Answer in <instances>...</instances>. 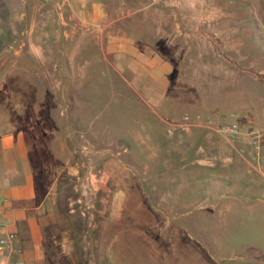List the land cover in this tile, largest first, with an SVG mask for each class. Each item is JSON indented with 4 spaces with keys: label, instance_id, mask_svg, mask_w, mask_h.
Wrapping results in <instances>:
<instances>
[{
    "label": "rangeland",
    "instance_id": "obj_1",
    "mask_svg": "<svg viewBox=\"0 0 264 264\" xmlns=\"http://www.w3.org/2000/svg\"><path fill=\"white\" fill-rule=\"evenodd\" d=\"M93 1L101 2L104 19L91 21ZM160 19L174 38L172 43L163 41L172 66L163 109L150 110L125 79L113 74V82L108 81L101 72L97 88L88 90L93 92L90 104L80 105L85 113L79 116L70 101L61 108L55 105L64 94L70 99L78 91L56 85L72 74L61 71L68 63L76 64L78 41L101 32L140 33L145 27L154 41ZM240 37L245 49L254 50L248 63L258 59L257 69L221 53L235 49ZM102 62L98 64L104 66ZM14 63L19 66L13 70ZM39 65L50 66V71L41 72ZM237 66L245 68L237 74ZM263 66L264 0H0V83H52L45 90L20 92L52 102L45 107L54 109L53 128L59 127V109L67 113L61 178L69 182L67 196L82 194L76 211L68 212L65 201L53 218L55 242L45 245L39 264L264 260V206L243 205L238 197L248 192L214 182L216 171L193 162L195 146L229 142L222 135L207 139L204 126L167 127L160 120V115L166 120L199 114L215 121L235 120L264 133ZM237 101H243V112L237 110ZM64 123L62 118V131ZM92 230L94 236L99 231L98 247L91 246Z\"/></svg>",
    "mask_w": 264,
    "mask_h": 264
},
{
    "label": "crops",
    "instance_id": "obj_2",
    "mask_svg": "<svg viewBox=\"0 0 264 264\" xmlns=\"http://www.w3.org/2000/svg\"><path fill=\"white\" fill-rule=\"evenodd\" d=\"M91 6V21L104 19L101 2L93 1ZM159 24L157 28L159 31H156L154 41L147 34L146 27L140 33L101 32L92 35L89 40L83 38L78 41L74 51L78 58L76 64L68 63L61 71L72 74L66 80L61 77L56 84L61 89L73 87L78 91L70 99L67 94H64L59 101L55 102V105L61 108L62 104L67 106L70 101L78 107L79 116L85 113L84 110L79 109L80 105L90 104L93 92L88 90L97 88L95 83L98 82V74L101 72L103 75L107 74L105 76L108 81L113 82V74L125 79L150 110L157 112L155 106L163 109L166 92L171 84L169 75L172 71L171 63L163 52V41L172 43L174 38L166 33L162 19L159 20ZM235 37L238 38V35ZM239 41L235 49L225 48L223 51L227 53H221L235 57L240 64H247L249 56L254 55V50L244 48L243 38ZM89 45L91 48L88 47ZM228 51L234 53L229 54ZM32 55L35 58L41 54ZM99 61H103L105 65L100 66ZM258 64V59H252L246 68L257 69V66L260 67ZM18 66L14 63L11 69L14 70ZM38 68L43 73L50 71L48 65H39ZM243 68L245 67L237 66V74L241 73ZM72 79H75L73 86ZM52 87L51 82L45 81L27 82L26 86L18 81L9 83L2 80L0 83V203L3 198H7L4 204V218L17 233L14 244L19 249L17 255L24 260L23 264H39L45 253V245L47 246L48 242H55L56 233L51 227L53 218L59 215V210L62 209L65 201H68V212L76 211V201L82 195L81 192H76L72 197L67 196L65 186L67 187L69 182L61 178L63 167L61 168L59 164L61 159L59 154L67 148L69 134L67 113H65V119L64 111L59 109V122L56 123L59 127L53 128L54 109L45 107V104L51 105L52 102L45 103L47 101L45 97H30L20 92L21 88H44L45 90ZM235 105L237 110L241 108L243 112V101L241 103L237 101ZM45 114L48 115V119L45 118ZM62 118L65 120L64 131L61 130ZM160 120L164 125L167 118L164 120L160 115ZM168 126L170 127L167 123ZM202 128L206 130L207 139H210L212 134L222 135L229 143L217 147L195 146L192 152H195L197 156L193 162L195 161L194 163L198 166H205L216 171L217 176L214 182L224 184L231 191L248 192V195L238 197H242L243 205L264 206V174L257 169L256 160L249 145L241 139L229 137L207 126ZM192 129L195 127L192 126ZM93 134L90 133L92 136ZM95 140H92L93 144ZM174 148L178 152H184L185 149L178 146ZM178 166L181 168L180 164ZM69 168L73 171L74 167ZM73 189L77 190V186L73 185ZM236 196L238 195H233V197ZM258 212L260 213L259 210ZM95 233L94 236L92 230V248L99 246V231ZM65 240L67 245L71 243L68 235ZM247 261L252 264H264V260Z\"/></svg>",
    "mask_w": 264,
    "mask_h": 264
},
{
    "label": "built area",
    "instance_id": "obj_3",
    "mask_svg": "<svg viewBox=\"0 0 264 264\" xmlns=\"http://www.w3.org/2000/svg\"><path fill=\"white\" fill-rule=\"evenodd\" d=\"M167 123L170 127L188 128L190 126H207L225 135L238 138L246 142L256 160L257 169L264 174V133L257 129H245L243 125L235 120L215 121L211 118H203L199 114L183 113L179 117H168ZM7 198L0 203V264H23L24 260L18 256L19 249L14 242L17 236L9 222L4 218Z\"/></svg>",
    "mask_w": 264,
    "mask_h": 264
}]
</instances>
